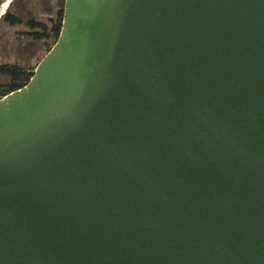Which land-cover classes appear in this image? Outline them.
Wrapping results in <instances>:
<instances>
[{
	"label": "water",
	"instance_id": "95a60500",
	"mask_svg": "<svg viewBox=\"0 0 264 264\" xmlns=\"http://www.w3.org/2000/svg\"><path fill=\"white\" fill-rule=\"evenodd\" d=\"M0 264H264V0H64L0 98Z\"/></svg>",
	"mask_w": 264,
	"mask_h": 264
},
{
	"label": "trees",
	"instance_id": "16d2710c",
	"mask_svg": "<svg viewBox=\"0 0 264 264\" xmlns=\"http://www.w3.org/2000/svg\"><path fill=\"white\" fill-rule=\"evenodd\" d=\"M63 7L64 0L8 2L0 14V98L29 81L59 35Z\"/></svg>",
	"mask_w": 264,
	"mask_h": 264
},
{
	"label": "rangeland",
	"instance_id": "374dc122",
	"mask_svg": "<svg viewBox=\"0 0 264 264\" xmlns=\"http://www.w3.org/2000/svg\"><path fill=\"white\" fill-rule=\"evenodd\" d=\"M7 1V0H6ZM5 4V3H4ZM6 7V6H5ZM5 7H1V10H0V14H1V11H3L5 9Z\"/></svg>",
	"mask_w": 264,
	"mask_h": 264
},
{
	"label": "bare ground",
	"instance_id": "6f19581e",
	"mask_svg": "<svg viewBox=\"0 0 264 264\" xmlns=\"http://www.w3.org/2000/svg\"><path fill=\"white\" fill-rule=\"evenodd\" d=\"M6 6V3L3 5V7H5Z\"/></svg>",
	"mask_w": 264,
	"mask_h": 264
}]
</instances>
